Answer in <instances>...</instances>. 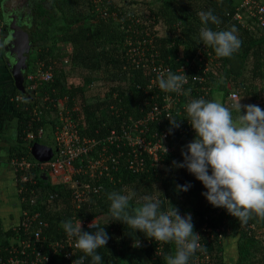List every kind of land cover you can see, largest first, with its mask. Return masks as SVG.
I'll return each mask as SVG.
<instances>
[{"label":"trees","instance_id":"16d2710c","mask_svg":"<svg viewBox=\"0 0 264 264\" xmlns=\"http://www.w3.org/2000/svg\"><path fill=\"white\" fill-rule=\"evenodd\" d=\"M139 1L49 0L47 5L36 6L35 24L31 26L34 44L28 50L23 82L15 84L9 94L17 116L0 110L1 118L18 117L16 142L9 149V159L32 161L30 167L15 165L21 216L13 225H5L0 219L1 252L6 254L7 246L28 236L22 227L23 212L27 210L30 216H36L30 230L41 228L42 243L47 245L52 263L72 264L83 255L74 249L68 257L64 248L55 246L56 241L67 236L61 221L76 224L80 219H97L110 237L107 245L97 250L102 264H165L164 257L174 253V244H159L122 222L112 221L108 194L134 191L137 197L158 199L163 211L174 206L183 216L191 214L201 248L211 254L213 264H264V219L254 217L242 225L226 209L213 207L207 201L202 195L205 187L186 168L172 167L173 161L183 162L182 149L196 134L182 136L180 128L175 129L169 139L177 142L181 138L179 144L162 153L157 161L146 150L136 153L130 143L118 144L106 138L112 130L121 133L137 118L145 117L155 103L164 102L167 94L159 88L158 73H154V66L160 64L174 74L185 73L188 77L170 117L187 121L181 106L201 97L220 102V96L222 104L230 107L231 90L239 92L242 105L264 109V26L259 24L257 14H250L242 5L244 0H143L137 5ZM2 2L0 60L5 57L7 36ZM210 9L221 23H209L208 27L220 31L235 26L242 41L230 58L217 57L199 40L203 25L198 13ZM8 66L11 68L10 62ZM43 71L52 72V78L36 76ZM154 74L156 82L149 85ZM200 75L202 80L194 78ZM18 94L21 99H16ZM60 111L71 115L81 134L97 140L83 159L75 162L81 167L73 174L75 184L72 180H55L48 168H41V163L53 156L42 160L32 153L35 141L53 143L50 136L53 133L55 139ZM162 121L164 124L159 126L157 121L147 120L142 134L151 138L157 127L159 131L169 130L166 115ZM30 132L34 136L29 137ZM102 158L104 163L91 166V161ZM105 162L110 165L108 169L104 168ZM24 174L30 179L23 180ZM185 184L191 185L188 191L177 190L178 185ZM95 186L99 188L95 190ZM78 188H84L83 199L76 198ZM136 206L134 198L129 204L130 213ZM218 228L223 231L221 238ZM212 233L216 236L209 239ZM231 237L236 246L229 252ZM136 240L140 244L133 247ZM200 252L197 250L189 264H195ZM228 254H235L233 262L228 260ZM90 259L85 264H90Z\"/></svg>","mask_w":264,"mask_h":264},{"label":"clouds","instance_id":"9594fccd","mask_svg":"<svg viewBox=\"0 0 264 264\" xmlns=\"http://www.w3.org/2000/svg\"><path fill=\"white\" fill-rule=\"evenodd\" d=\"M202 27L199 40L211 47L217 57L230 58L242 41L237 29L214 31L209 23L219 25L221 20L210 9L198 13ZM158 86L164 92L181 93L187 83L186 75L171 71L160 72ZM233 111L236 113L233 116ZM186 120L195 131V138L182 149L183 162L173 161L172 167L186 168L199 180L206 191L202 193L216 208H224L242 225L254 217L264 219V109L254 104L242 105L233 100L225 106L203 97L186 105ZM170 121L169 134L181 127L185 119ZM167 151V149H166ZM190 184L178 185V191H188ZM109 213L112 221L122 222L127 228L143 233L149 240L174 244L175 251L164 257L165 264H189L190 258L203 251L200 236L194 232L191 214L182 216L176 207L161 210V202L153 196L137 197L134 191H113L108 194ZM136 198V207L129 211V204ZM61 227L69 239L74 238L75 249L83 253L72 264H102L98 249L104 248L110 237L104 227L94 221L84 231L81 221H61ZM136 240L133 247L139 246Z\"/></svg>","mask_w":264,"mask_h":264},{"label":"built area","instance_id":"2783aa9c","mask_svg":"<svg viewBox=\"0 0 264 264\" xmlns=\"http://www.w3.org/2000/svg\"><path fill=\"white\" fill-rule=\"evenodd\" d=\"M243 6L247 7L250 14H257L259 17V24L264 26V2H259L258 0H244ZM237 16L241 17V14H237ZM204 50V46L200 47L198 52L201 54ZM140 51V50H139ZM140 54H143L144 51H140ZM155 74H159L160 72L169 71V67L164 66L163 64L154 66ZM153 75L151 79V83L156 82V75ZM184 74V73H182ZM52 72L43 71L36 74L38 78H52ZM186 75V74H185ZM194 78H199L202 80L203 76H195ZM186 79L188 81V77L186 75ZM185 91V84L183 85L182 91L179 94L172 95L170 92H165L167 95L164 96V102L162 104L155 103L151 109L147 112L145 117L137 118L134 123L128 128L124 127L121 133H117L115 130H112L106 138L110 142H118V144L125 142L130 143L133 146L134 152H141L142 150H146L149 154L154 157V161L160 159L162 153L169 151L176 144H179V141L173 142L169 139V132L167 128H162L159 131L158 127L153 132V136L151 138H146L142 131L143 124L147 122V120L157 121L159 126L164 124L163 118L165 115L170 117L172 114V109L174 105H178L180 102V97ZM22 95H16V99H21ZM230 105L233 100L238 101L240 98L239 92L237 90H231L229 93ZM190 103V102H188ZM187 102L184 103L181 108L186 110ZM180 108V109H181ZM181 109V110H182ZM60 125L57 126V130L55 131V140H56V150L52 157V159L41 163V168H48L49 173L55 175V173H64L68 171V174L61 177L60 179L64 181L72 180L73 184L77 183L74 178V172L80 170V166H76V161L79 159H83V155L89 152L93 145L97 143L95 138H91L81 134L80 129L77 123L72 119L71 115L68 113H64L60 111ZM180 132L182 136L187 134H195V131L191 127L188 121H183L181 123ZM43 131L40 130V134ZM29 137L34 136L32 132L29 133ZM105 138V139H106ZM167 149V151H166ZM111 155V153H108ZM109 155L108 159H109ZM105 158L96 160L95 162L91 161V166L95 167L98 163H104ZM13 163L19 164L20 166L30 167L32 165V161L23 158L22 160H13ZM110 167L108 162H105L104 168L108 169ZM63 170V171H62ZM23 180H28L30 177L27 174H24L21 177ZM99 188V187H98ZM95 186V190L98 189ZM22 190V188H21ZM76 198L83 199L84 197V188L80 190L79 188L75 191ZM25 214V218L22 221V227L28 233L27 237L20 239L18 242H12L9 246L6 247L7 253L1 252L0 248V264H56L52 263L51 254L47 250V245L43 244L44 240L41 234V228L35 227L34 230H30L33 225V221L36 219V216H30L27 210L23 212ZM183 216V213H180ZM82 226L89 227L93 221L99 225L97 219H80L77 220L76 223L80 222ZM42 223V221H40ZM209 229L208 227H204ZM218 236L221 238L223 236V231L218 228ZM200 236V235H199ZM213 236H216V233H212L209 235V239ZM75 239H69L67 236L62 238L61 240L56 241L54 244L56 247L64 248L65 255L70 257L72 255V251L75 249L74 247ZM199 244L201 246L200 240ZM49 249V248H48ZM54 253V251H53ZM214 259L211 254L207 250H203L200 252L198 256L195 257V264H213ZM64 264V263H60Z\"/></svg>","mask_w":264,"mask_h":264},{"label":"crops","instance_id":"0c3cea01","mask_svg":"<svg viewBox=\"0 0 264 264\" xmlns=\"http://www.w3.org/2000/svg\"><path fill=\"white\" fill-rule=\"evenodd\" d=\"M6 57L0 60V110L16 115L13 99L9 94L14 90L16 79L8 66ZM221 100L220 96L218 97ZM17 116V115H16ZM0 117V219L5 225L16 224L21 216L19 189L15 176V164L9 159V149L16 142L18 117Z\"/></svg>","mask_w":264,"mask_h":264},{"label":"water","instance_id":"95a60500","mask_svg":"<svg viewBox=\"0 0 264 264\" xmlns=\"http://www.w3.org/2000/svg\"><path fill=\"white\" fill-rule=\"evenodd\" d=\"M17 0H3L2 10L7 25V36L4 43L6 53L13 55V63L11 68L18 86L23 82V69L27 65L28 50L31 41V26H32V10L28 8L26 15L23 6H10L11 3H16ZM28 3V2H27ZM30 9V10H29ZM17 10L18 12H15ZM56 150V140L52 144L48 141H35L32 147V153L35 157L47 160L50 159Z\"/></svg>","mask_w":264,"mask_h":264},{"label":"flooded vegetation","instance_id":"af4514ba","mask_svg":"<svg viewBox=\"0 0 264 264\" xmlns=\"http://www.w3.org/2000/svg\"><path fill=\"white\" fill-rule=\"evenodd\" d=\"M24 1H26V5L23 6V9H25L26 15H27L28 14V8H29V6H31V10H32V24H35L34 23L35 22V20H34L35 15L34 14H35L36 6L39 3L47 5L49 0H17L16 3H11L10 6H19L20 3H24ZM15 12H18V11L15 10ZM4 21H6L5 18H4ZM4 23H6V22H4ZM6 30H7V26H6ZM32 44H34V42L30 41V46ZM5 57L8 60V62H10V64L13 63V55L12 54L6 53V51H5Z\"/></svg>","mask_w":264,"mask_h":264},{"label":"rangeland","instance_id":"374dc122","mask_svg":"<svg viewBox=\"0 0 264 264\" xmlns=\"http://www.w3.org/2000/svg\"><path fill=\"white\" fill-rule=\"evenodd\" d=\"M140 3H144L143 2V0H140L139 1V3H136L137 5H139ZM141 5V4H140ZM221 103H222V101L221 100H219ZM50 139H51V141L52 142H55V139H54V137H53V133L51 134V136H50ZM63 171V170H62ZM68 174V171H66V172H64V173H55V175H53V179H55V180H59L61 177H63V176H65V175H67ZM230 238V237H229ZM236 242H235V240L231 237V239H230V251L229 252H231V251H233L235 248V246H236V244H235ZM234 255L235 254H228V260L230 261V262H233L234 260Z\"/></svg>","mask_w":264,"mask_h":264}]
</instances>
